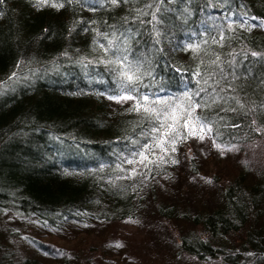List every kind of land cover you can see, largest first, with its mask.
Instances as JSON below:
<instances>
[{
  "label": "trees",
  "instance_id": "16d2710c",
  "mask_svg": "<svg viewBox=\"0 0 264 264\" xmlns=\"http://www.w3.org/2000/svg\"><path fill=\"white\" fill-rule=\"evenodd\" d=\"M261 21L264 0H49L39 8L34 0H3L0 264H152L154 255H136L123 235L107 236L99 248L57 242L151 215L176 227L165 237L162 264H264V166L252 181L244 171L228 178L209 206L163 200L156 186L175 177L170 160L179 162L188 139L168 163L128 179L122 169L132 166L122 159L153 124L129 111L135 101L108 99L130 66L137 92L151 100L199 91L196 114L211 124L216 144L260 141Z\"/></svg>",
  "mask_w": 264,
  "mask_h": 264
},
{
  "label": "rangeland",
  "instance_id": "374dc122",
  "mask_svg": "<svg viewBox=\"0 0 264 264\" xmlns=\"http://www.w3.org/2000/svg\"><path fill=\"white\" fill-rule=\"evenodd\" d=\"M179 154V162L175 165V177L166 181L164 185L159 184L156 188L159 190V197L168 202L173 201L178 204L187 205L189 208L209 206L214 201L216 192H220L222 186L228 178H232L235 174L241 171L245 172L246 179L252 181L257 178L260 172V167L264 166V137H260V141L255 143L235 146L234 150L228 151L227 149L233 146H223V154L221 150L214 147L213 141L206 137L203 141L190 137L186 142ZM260 169V170H259ZM259 170V171H258ZM167 185V186H166ZM167 187V189H166ZM176 202V203H177ZM149 208V207H148ZM147 208V209H148ZM169 223V222H168ZM183 224V222H181ZM187 227V225H183ZM173 227V228H172ZM176 227L172 224H167L159 217L148 216V219H142L139 223H128L124 225H114L103 230V234L95 236L93 232L84 237V233H78L76 239L70 242L57 240L59 244H67L73 246L76 241L82 247L96 246L99 248L102 240L107 236L113 237L120 236L122 243L128 245L130 250H134L136 255H143V249L147 250L148 254H153L152 260H147L152 264H162V259L165 257L166 252L162 250L169 249L168 241L165 237L174 235ZM116 234L112 232L116 231ZM161 230L162 233H158ZM153 234L163 239L153 241ZM174 236H172L173 239ZM83 238L81 241L80 239ZM87 238V240H85ZM176 237H174L175 239ZM82 244H78L82 242ZM155 243L153 246L151 244ZM138 248V251L133 249ZM97 252H100L98 249ZM142 252V253H141ZM112 253V252H111ZM114 254L111 257H116ZM109 255V254H107ZM146 263V261L144 260ZM135 264V263H128Z\"/></svg>",
  "mask_w": 264,
  "mask_h": 264
},
{
  "label": "snow or ice",
  "instance_id": "6c2138e0",
  "mask_svg": "<svg viewBox=\"0 0 264 264\" xmlns=\"http://www.w3.org/2000/svg\"><path fill=\"white\" fill-rule=\"evenodd\" d=\"M2 2L3 0H0V3ZM118 2L119 0H110L113 5ZM34 3L39 8L47 5L49 0H34ZM51 6L60 8L64 5L52 4ZM246 23H248L247 20L241 24V27ZM256 26L251 25L250 27ZM259 26L264 27V21H261ZM221 39H223L222 36ZM100 47L107 52L112 47V41H108V48H105L103 44ZM188 48L198 50L197 45L189 44ZM252 55H256V53H252ZM119 62L123 63L122 60ZM121 76L123 80L120 82L118 93L108 96V99L115 100L118 103L129 100L135 101L134 106L129 111L146 113L153 124L147 132L142 133L144 143H141L140 140L131 141L133 150L122 159L124 164L132 166L130 169H122V171L128 173L126 178L132 179L136 176L146 175L144 170L151 172L153 165L159 167L161 164L168 163L169 160L165 159V157H170L171 154L177 151L176 145L178 143L186 141L190 137L203 141L213 132L211 124L203 122L196 114L197 109L201 108L202 105L193 100V95L199 96V91L194 94L185 92L182 98H177L173 102L159 97L151 100L149 95H139L137 92L134 87V81L138 80L139 77L132 71L130 66L128 70L121 72ZM131 92H137V95L129 94ZM157 105H164V107L158 108ZM253 124H255V121H253ZM257 131H260V129H257ZM213 144L223 154V146L216 144L214 141ZM234 148L235 146L227 150L231 151ZM157 149H159V152L156 151ZM170 162L173 164L178 163L175 159H171ZM115 246L122 247L123 245L117 243Z\"/></svg>",
  "mask_w": 264,
  "mask_h": 264
}]
</instances>
